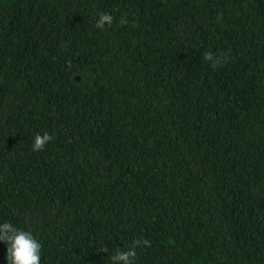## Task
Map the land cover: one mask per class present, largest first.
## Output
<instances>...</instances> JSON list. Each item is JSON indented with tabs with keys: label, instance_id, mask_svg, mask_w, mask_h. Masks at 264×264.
Here are the masks:
<instances>
[{
	"label": "trees",
	"instance_id": "obj_1",
	"mask_svg": "<svg viewBox=\"0 0 264 264\" xmlns=\"http://www.w3.org/2000/svg\"><path fill=\"white\" fill-rule=\"evenodd\" d=\"M4 222L41 264H264V0H0Z\"/></svg>",
	"mask_w": 264,
	"mask_h": 264
},
{
	"label": "clouds",
	"instance_id": "obj_2",
	"mask_svg": "<svg viewBox=\"0 0 264 264\" xmlns=\"http://www.w3.org/2000/svg\"><path fill=\"white\" fill-rule=\"evenodd\" d=\"M114 17L106 12H100L95 23V27L104 30L106 26H111ZM121 23H125L121 20ZM230 52V50H229ZM228 53L217 57L214 53H205L203 60L210 62L213 67L221 62H226ZM53 137L47 133L37 134L32 145L33 152L44 150ZM0 241L7 244V264H41L42 245L33 236L31 231L18 229L9 222L0 223ZM150 247V241L146 239H136L132 241L127 250L117 249L111 256V264H135L138 247Z\"/></svg>",
	"mask_w": 264,
	"mask_h": 264
}]
</instances>
